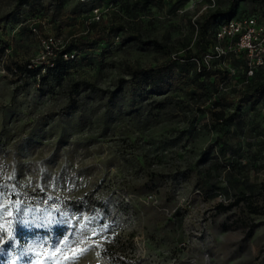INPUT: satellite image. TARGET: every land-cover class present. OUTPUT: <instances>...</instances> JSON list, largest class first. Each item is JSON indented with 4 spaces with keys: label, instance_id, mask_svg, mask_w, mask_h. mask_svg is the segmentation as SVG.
Segmentation results:
<instances>
[{
    "label": "rangeland",
    "instance_id": "1",
    "mask_svg": "<svg viewBox=\"0 0 264 264\" xmlns=\"http://www.w3.org/2000/svg\"><path fill=\"white\" fill-rule=\"evenodd\" d=\"M229 3L0 0V229L17 238L0 264H264V67L215 55L219 17L199 34ZM242 14L264 26V0H237ZM90 22L100 41L71 52L61 83L11 71L47 70ZM199 65L228 74L200 106L182 83ZM248 84L260 93L239 103ZM215 91L234 99L222 127L207 112ZM241 194L257 214L222 210Z\"/></svg>",
    "mask_w": 264,
    "mask_h": 264
},
{
    "label": "trees",
    "instance_id": "2",
    "mask_svg": "<svg viewBox=\"0 0 264 264\" xmlns=\"http://www.w3.org/2000/svg\"><path fill=\"white\" fill-rule=\"evenodd\" d=\"M237 5V0H230L229 6L226 10L222 11L220 14H212L206 17V20L204 21V25L201 28L199 34L200 36H203L207 31V23L210 20L216 19V17H219L215 21V26L213 28V38H214V30L217 26V24L227 18L233 17L235 7ZM245 15V14H242ZM240 15V16H242ZM98 24L96 22H90L87 24V32L83 34L82 36H78V38H75L72 40L67 46H65L62 50H53L51 49V52H54L53 56L47 57V60L51 63V67L46 70L48 66H45L43 62L39 63L38 66L35 68H28L29 62L25 63H13V70L11 71L14 73L15 76H27L28 78H34L38 79L41 83H48L50 79L54 83H61L63 78L66 76L67 73L71 70V60L72 55L71 52L76 51L78 53L84 52L88 49H93L94 45L97 43V41H100L98 35H100V32L97 31ZM114 31L112 25L108 26L106 28V31ZM118 32V31H115ZM101 39V38H100ZM135 40L138 43H141L143 45H155L157 48H162L161 45L154 41H142L138 36L135 37ZM200 41V40H199ZM197 42L195 44V52L190 53L186 59L191 60L194 58H197L199 53H202V51H206L208 47L210 46V41H202ZM203 46V48H202ZM74 59V56H73ZM234 63H238L237 65L234 64V67H237L239 70H243L245 73H247V67H246V61L245 60H238V56H235L233 58ZM45 69V72L41 74L42 70ZM259 69V68H258ZM10 71V70H9ZM180 73H182L180 69ZM131 75L133 79L135 80L138 77L140 78L139 82L145 81L148 85H153L155 91H160L161 88H156V79L154 76V73H151L149 71H134L131 72ZM227 75L225 73H221L218 70L208 69L204 67L203 65H199L197 68H195L190 76H185L186 78L183 80V85L186 90H189V96L190 99H195V103L200 105H204L208 99V96L211 95L212 91H210L212 84L210 82L212 77H215L213 83L217 81H225L227 79ZM143 84V83H142ZM141 85V84H140ZM261 84L255 85L254 87L252 84H248L244 88V93L238 98L240 100L239 103H249L252 98V92L253 93H260L258 88ZM252 91V92H251ZM216 97L209 102L208 107V114L213 122L219 123L220 127L225 126L227 124V120L224 119V111L225 109L229 108V106L234 102L233 98L229 96V94L225 92H216ZM160 107L161 102H159ZM198 108V105H197ZM224 121V124H222ZM221 149V148H220ZM222 151V150H221ZM249 196H246L244 194L238 195L234 202L229 204L227 207L222 208V210H226L228 208L237 206L239 203L243 202L249 212L251 214H257V211L252 208V205L250 204L248 200Z\"/></svg>",
    "mask_w": 264,
    "mask_h": 264
},
{
    "label": "built area",
    "instance_id": "3",
    "mask_svg": "<svg viewBox=\"0 0 264 264\" xmlns=\"http://www.w3.org/2000/svg\"><path fill=\"white\" fill-rule=\"evenodd\" d=\"M214 39L217 44L227 42L224 48L215 45V55H224L227 50L242 53L248 74L264 67V26L253 16H233L220 21L214 30Z\"/></svg>",
    "mask_w": 264,
    "mask_h": 264
},
{
    "label": "snow or ice",
    "instance_id": "4",
    "mask_svg": "<svg viewBox=\"0 0 264 264\" xmlns=\"http://www.w3.org/2000/svg\"><path fill=\"white\" fill-rule=\"evenodd\" d=\"M17 243V238L14 233H7V239H4L3 230L0 229V252H5L6 248L14 249ZM11 264H16L15 260Z\"/></svg>",
    "mask_w": 264,
    "mask_h": 264
}]
</instances>
